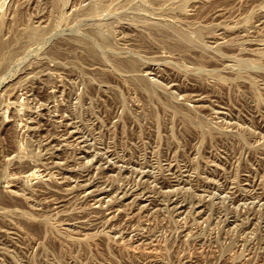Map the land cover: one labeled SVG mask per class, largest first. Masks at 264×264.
Masks as SVG:
<instances>
[{
	"label": "rangeland",
	"instance_id": "obj_1",
	"mask_svg": "<svg viewBox=\"0 0 264 264\" xmlns=\"http://www.w3.org/2000/svg\"><path fill=\"white\" fill-rule=\"evenodd\" d=\"M0 264H264V0H0Z\"/></svg>",
	"mask_w": 264,
	"mask_h": 264
}]
</instances>
